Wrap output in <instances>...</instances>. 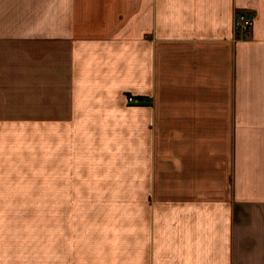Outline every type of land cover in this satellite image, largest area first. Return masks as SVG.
I'll use <instances>...</instances> for the list:
<instances>
[{"label": "crops", "instance_id": "crops-1", "mask_svg": "<svg viewBox=\"0 0 264 264\" xmlns=\"http://www.w3.org/2000/svg\"><path fill=\"white\" fill-rule=\"evenodd\" d=\"M14 116L98 226L0 264H264V0H0Z\"/></svg>", "mask_w": 264, "mask_h": 264}, {"label": "rangeland", "instance_id": "rangeland-1", "mask_svg": "<svg viewBox=\"0 0 264 264\" xmlns=\"http://www.w3.org/2000/svg\"><path fill=\"white\" fill-rule=\"evenodd\" d=\"M22 119L14 116L11 122L0 123V260L51 258L53 230L59 222L78 233V227L98 226L83 220L89 204L59 208L53 200L52 145L31 132L49 126L30 125L29 130L28 124L18 122Z\"/></svg>", "mask_w": 264, "mask_h": 264}, {"label": "built area", "instance_id": "built-area-1", "mask_svg": "<svg viewBox=\"0 0 264 264\" xmlns=\"http://www.w3.org/2000/svg\"><path fill=\"white\" fill-rule=\"evenodd\" d=\"M253 20L246 12H239L235 21V29L241 36H246L248 30L252 28ZM129 100H138L133 96H129Z\"/></svg>", "mask_w": 264, "mask_h": 264}]
</instances>
